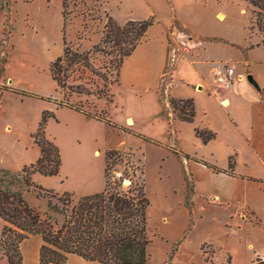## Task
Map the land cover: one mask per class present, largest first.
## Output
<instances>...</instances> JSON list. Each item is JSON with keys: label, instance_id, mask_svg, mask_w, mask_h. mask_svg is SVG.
Segmentation results:
<instances>
[{"label": "rangeland", "instance_id": "374dc122", "mask_svg": "<svg viewBox=\"0 0 264 264\" xmlns=\"http://www.w3.org/2000/svg\"><path fill=\"white\" fill-rule=\"evenodd\" d=\"M63 4L64 0H0V167L13 166L31 148L43 112H54L49 107L108 119L117 128L95 130L55 114L47 122L46 135L67 143L63 176L84 173L93 180L97 173L101 179L105 153L121 151L120 159L109 160L108 169L112 181H117L115 170L123 172V189L134 180L145 184L152 241L148 264H255L258 257L264 258L247 248L253 244L257 252L264 249V45L257 46L263 36L251 30L252 7L243 0H67L65 21ZM109 16L121 26L153 19L151 27L181 33L182 45L169 48L179 50L177 59L170 62V50L158 91L168 129L137 115L152 109L149 99L141 103L137 98V103L115 94L122 64L112 44L102 45L107 54L91 56L93 68L82 66L74 73L70 84L81 88L65 93L53 81L51 64L66 45L79 52L91 50L100 43ZM150 35L149 29L142 42ZM207 40L214 41L209 54L217 58L211 68L215 71L207 70L211 86L200 85L196 89L201 92H196L192 79L189 92H181L195 98L196 117L178 127L180 112L171 107V100L181 99L168 96V88L174 71L190 70L188 62L194 66L191 60L197 57L185 55L204 52ZM225 68L234 69L235 78L243 74L244 80L238 81L244 82L234 79L233 88H222L217 78L219 72L225 75ZM223 98L231 104L225 105ZM125 112L133 114V120L127 121ZM203 128L217 134L206 145L195 131ZM194 163L214 174L209 166L228 170L231 163L235 177L217 174L210 182L204 172H194ZM196 185L201 192L215 191L220 200L213 194L196 195ZM25 197L31 206L47 212V200L36 192ZM241 220L239 228L236 223Z\"/></svg>", "mask_w": 264, "mask_h": 264}, {"label": "trees", "instance_id": "16d2710c", "mask_svg": "<svg viewBox=\"0 0 264 264\" xmlns=\"http://www.w3.org/2000/svg\"><path fill=\"white\" fill-rule=\"evenodd\" d=\"M66 1L63 4L65 21ZM243 1L252 7L251 30L257 29L263 36L257 46L264 45V0ZM153 24L154 20L150 19L129 21L121 26L109 16L100 43L91 50L79 52L66 45L63 55L51 64L53 81L65 93L73 88H81L82 85H71V78L82 66L93 68V54H107L101 49L102 45L112 44L111 48L118 52L122 64L142 42ZM114 52L108 55L114 56ZM64 97L68 96L65 94ZM171 107L180 112L181 121L193 123L195 120L193 99H172ZM69 108L83 113L79 108ZM84 114L91 116L90 113ZM52 117V112L44 111L39 127L32 135L41 151V157L35 163L24 166L20 171L0 168V219L4 222L0 233V254L7 259L8 264H22V243L33 235H40L43 245L39 264H67L70 255L98 264H148V247L152 242L147 219L150 200L143 182L134 180L127 189H123L122 180L112 181L109 160L120 159V151L110 150L105 154L106 186L100 193L77 197L70 192L56 193L33 181L35 173L53 177L60 173L62 167L60 150L46 135V125ZM99 120L117 128L108 119ZM195 131L205 145L217 137L207 128ZM209 168L217 174H234L231 163L228 170ZM31 191L36 192L38 198L47 200V212L42 213L29 204L25 194ZM255 264H264V258L258 257Z\"/></svg>", "mask_w": 264, "mask_h": 264}, {"label": "crops", "instance_id": "0c3cea01", "mask_svg": "<svg viewBox=\"0 0 264 264\" xmlns=\"http://www.w3.org/2000/svg\"><path fill=\"white\" fill-rule=\"evenodd\" d=\"M155 27L157 26L150 27V34H151L150 37L152 38L141 42L134 49L133 53L129 57H127L122 63L115 94L118 93L119 95H124L130 101L137 102V103L139 102L137 98H141V103L143 99H149L153 105L152 109L148 113L140 111L139 114L137 115L139 116V118H144V117L152 118L150 119V121L156 122L158 125H160V127H163L162 129H168L167 121L162 117V108L160 104L158 91H159L160 83L166 71V66L168 62V53L172 49V48L171 49L169 48L174 46L173 44H176V45L180 44L181 46L182 40H181V33L177 32V30L170 31L168 33L167 32L168 28L156 29ZM154 36H156V38H154ZM213 43L214 41L211 42L207 40V42H205V45H206L205 51L202 53H199V55H196V53H193V52L192 53L188 52V55H185V58H190L191 56H193V57H197V59L191 60L194 62V66H192V64L188 62V66L190 70L187 69L186 71H182V74L180 71H178V73H175L176 71H174V78L168 88V93H167L168 96L174 97L176 99L195 100V98H192L190 94L184 95L181 93V92H189L187 88L190 85V82L192 79H195V82H196L194 86V89L196 92H201L196 89L200 85H206L209 87L211 86L208 81L209 77L207 75V70L208 69L210 70L209 73L215 71V69L211 70V68L213 69L212 64H214L217 61V58H215V56L209 54V50H210L209 46L212 45ZM181 62H182V59L178 61L179 64L178 63L176 64L178 70L181 67L180 66ZM246 63L247 61L242 62L244 66V70H248ZM248 73H250L249 70H248ZM177 75L179 76V78ZM235 75H236V71H235ZM235 75H234L235 82H238V83L244 82V81L242 82L238 81V79L244 80L245 77L243 76V74L241 73L238 74L239 77L236 76V78H235ZM218 84L221 86L220 83ZM234 86H235V83L229 89L233 88ZM218 97L219 96L217 95V98ZM221 100L223 101L224 104L225 102L229 103V101L231 104V100H229L228 98H223ZM140 105H144V104H140ZM114 106H115L114 107L115 110H118L116 100L114 101ZM47 109L53 110L55 113L54 112L52 113L54 115L56 114L58 118H61V116L68 115L72 117L73 119H75V121L77 122L86 123L87 125H90L92 129L94 128L95 130L103 129L104 131H106L108 128V126L104 122L96 118L89 117L87 115H83L79 113H74V111H68L67 109L58 110L57 105H54V107L52 106ZM122 110H124V107H122ZM126 112L132 113L131 111H129V109H126ZM132 115L133 114H126V116H128L127 121L132 119ZM51 122H54V120H52ZM182 122L183 121H179L177 123V126L179 127V125L182 124ZM50 123H49V126H50ZM183 123H186V122H183ZM10 129L11 127L8 125L7 131H10ZM47 137L50 140H52L55 144H57L58 148H60V154L62 156L61 158H62L63 164L60 169V173L57 176L47 177L40 173H35L32 176V179L36 184L46 189L55 188L56 190L60 191V193H65V192L74 193L77 197L100 193L105 189V186H106V175H105L106 157L104 160L103 177L101 179L97 177V173H95V178L93 180H92V177H89L87 176V174H84V173L78 174L76 176L72 172V174L69 176H63L62 172L65 167V159H66L67 150H68L67 143L63 139H58L57 136H52L51 134H49V132L47 133ZM255 149L258 150L257 148ZM95 153L98 154L99 152L96 151ZM20 157L21 158L16 163H14L13 166L4 165V167L2 166L0 168L20 171L23 169L24 166L35 163L41 157V151H40V148L34 143V139H33V144L31 148L30 149L26 148L21 153ZM260 158H261V155H260ZM193 168H194V172L195 171L204 172V174L208 176V181L210 182H213L215 175H217L212 172H209V170L204 169V167H202L198 163H194ZM221 174H224V173H221ZM227 176L235 177V174L227 175ZM196 190L198 192V194L196 195H199L200 197L204 196L205 194H213L220 200V196L215 191L208 190L205 192H201L200 185H199V188L196 185ZM0 220L2 221V219ZM258 220L260 223V219ZM242 221L244 220H241V222L237 221L236 223V224L239 223V228H240V224L242 223ZM2 223L3 225H1L0 233L4 227V222L2 221ZM236 228H238V226H236ZM235 230H236L235 228L232 230L231 235L236 233ZM209 242H213V241H209ZM42 245H43V240L40 235H33L27 240H25L21 245V253L23 257L22 264H39L40 263V251H41ZM226 248L229 249V247H226ZM247 248L250 249L251 252H253V255L256 253L257 255L264 256V249L262 251L257 252L256 250L257 248L253 244H249ZM0 260L3 261V264H8L7 259L2 257L1 254H0ZM67 264H98V263H91L77 255H70Z\"/></svg>", "mask_w": 264, "mask_h": 264}, {"label": "built area", "instance_id": "2783aa9c", "mask_svg": "<svg viewBox=\"0 0 264 264\" xmlns=\"http://www.w3.org/2000/svg\"><path fill=\"white\" fill-rule=\"evenodd\" d=\"M177 51H179L177 48H173L171 49V58H170V62L171 63H175L176 59H177ZM234 75H235V71L232 68H225V75H220L219 72V77L217 78V82L221 84L222 87H224V89H229L230 87L233 86L234 84ZM114 175L116 176L117 180H122L124 178V174L123 172H121L120 170L118 171H114Z\"/></svg>", "mask_w": 264, "mask_h": 264}, {"label": "water", "instance_id": "95a60500", "mask_svg": "<svg viewBox=\"0 0 264 264\" xmlns=\"http://www.w3.org/2000/svg\"><path fill=\"white\" fill-rule=\"evenodd\" d=\"M248 79H249V81H250L251 83H255V81H254V79H253V77H252L251 75L248 76Z\"/></svg>", "mask_w": 264, "mask_h": 264}, {"label": "bare ground", "instance_id": "6f19581e", "mask_svg": "<svg viewBox=\"0 0 264 264\" xmlns=\"http://www.w3.org/2000/svg\"><path fill=\"white\" fill-rule=\"evenodd\" d=\"M229 103L228 102H225V105H228ZM132 121V120H131Z\"/></svg>", "mask_w": 264, "mask_h": 264}]
</instances>
